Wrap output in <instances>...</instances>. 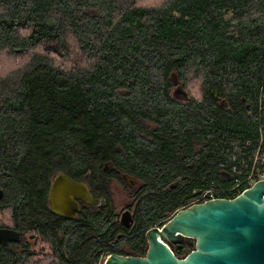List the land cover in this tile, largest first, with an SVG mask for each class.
<instances>
[{"label":"trees","instance_id":"obj_1","mask_svg":"<svg viewBox=\"0 0 264 264\" xmlns=\"http://www.w3.org/2000/svg\"><path fill=\"white\" fill-rule=\"evenodd\" d=\"M262 94L264 0H0V228L20 232L0 264L144 256L148 228L264 173ZM58 173L105 203L53 214Z\"/></svg>","mask_w":264,"mask_h":264},{"label":"water","instance_id":"obj_2","mask_svg":"<svg viewBox=\"0 0 264 264\" xmlns=\"http://www.w3.org/2000/svg\"><path fill=\"white\" fill-rule=\"evenodd\" d=\"M179 89L187 99L181 85ZM212 94L218 95L215 90ZM222 103L226 104V100ZM111 168L109 164L104 167ZM123 179L129 186L137 185L134 177L123 175ZM3 194L0 188V200ZM48 201L50 211L66 219L77 216L80 203H104V199L93 195L87 182L66 173L54 176ZM145 236L144 256L112 253L103 264H264V179L233 198L219 197L181 207L161 225L148 228ZM19 238V231L0 228V253L2 247ZM172 244H187L192 249L179 257Z\"/></svg>","mask_w":264,"mask_h":264},{"label":"built area","instance_id":"obj_3","mask_svg":"<svg viewBox=\"0 0 264 264\" xmlns=\"http://www.w3.org/2000/svg\"><path fill=\"white\" fill-rule=\"evenodd\" d=\"M261 99L264 100V94L261 95ZM232 172L237 173V174L239 173L236 170V167L232 169ZM260 178L264 179V173L255 174V171L252 170L249 174L243 176L242 178L237 177L235 179V185L232 186L231 188L221 189V190H217V189L206 190L203 193H201L197 198L192 200L188 205H191L193 203L203 202L209 199L219 198L221 197L219 195L220 193H228V194L231 193L232 194L241 185L245 184V185H248V187H250L254 184L255 181H257ZM248 187H246L245 189H247ZM225 198H233V197H225Z\"/></svg>","mask_w":264,"mask_h":264},{"label":"rangeland","instance_id":"obj_4","mask_svg":"<svg viewBox=\"0 0 264 264\" xmlns=\"http://www.w3.org/2000/svg\"><path fill=\"white\" fill-rule=\"evenodd\" d=\"M171 79H172V83H173L172 93L174 94V97L177 98V99H180V100L185 99V94L183 93V91L181 89H179V83H178V79L176 78V76L172 75ZM192 92L196 96H199L196 87H193V91ZM228 177L231 178V175H228ZM112 188L115 191L114 192V194H115L114 195V197H115V204L118 206V208H120L123 205L124 201H125V198H126L125 197V194L124 193H121L120 186L118 184H113V187ZM191 242H192V245L195 244V241L194 240H192ZM188 247L190 248V250L192 249V247L190 245H188ZM105 258L102 261H104Z\"/></svg>","mask_w":264,"mask_h":264},{"label":"flooded vegetation","instance_id":"obj_5","mask_svg":"<svg viewBox=\"0 0 264 264\" xmlns=\"http://www.w3.org/2000/svg\"><path fill=\"white\" fill-rule=\"evenodd\" d=\"M111 166V165H110ZM112 167V166H111ZM113 168V167H112ZM111 168V169H112ZM111 169H109V170H111ZM54 179V178H53ZM102 198V197H101ZM103 199V198H102ZM104 203H105V199H104ZM104 203H102V204H104ZM82 205H86V204H82V203H80V210H81V207H82ZM130 205H131V201L130 200H125L124 201V203H123V205L120 207V208H117V212H116V214L117 215H120V218L121 219H129V216H130V213H131V208H130ZM87 206H94V205H87ZM97 206H99V205H97ZM48 208H49V204H48ZM50 210V209H49ZM80 210H79V212H80ZM78 212V213H79ZM54 214V213H53ZM78 215V214H77ZM174 245H178V246H180L181 244H172V247H174ZM187 245V244H186Z\"/></svg>","mask_w":264,"mask_h":264}]
</instances>
